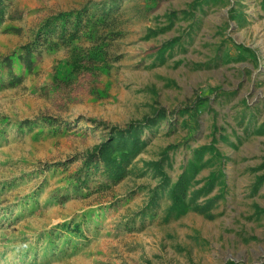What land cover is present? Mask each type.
<instances>
[{
    "label": "rangeland",
    "instance_id": "rangeland-1",
    "mask_svg": "<svg viewBox=\"0 0 264 264\" xmlns=\"http://www.w3.org/2000/svg\"><path fill=\"white\" fill-rule=\"evenodd\" d=\"M110 1L15 0L7 23L0 27V57L26 44L48 18ZM117 1L125 22V35L112 50L113 56H120L117 63L102 72L74 75L70 83L66 79L71 51L45 49L23 85L0 89V264H264V215H256L257 206L264 209V185L254 190L257 179L264 176V135H245V125L239 121L246 101L255 109L258 125H264L260 0H238L247 20L243 25L230 18V7H206L194 41L158 65L156 55L162 46L184 34L190 23L181 19L156 37L151 31L168 24V13L182 12L196 0ZM225 40L233 56L238 54L233 43L254 50L257 63L216 61ZM223 92L235 95L221 97ZM188 107L196 115H178ZM153 108L175 118L161 124L158 137L146 133L151 143L133 164V174L108 193L53 201L67 195L69 175L83 162L79 158L101 143L109 127L126 128ZM44 117L70 129L51 133L44 123L23 132L17 127ZM92 121L104 125L99 128ZM215 126L241 139L232 135L229 142L217 144L229 158L223 170L227 186L198 203L215 198L213 218L191 211L166 221L169 202L163 201L158 216L143 221L150 193L159 183L147 163L159 161L165 149L178 145L170 152L174 161L167 169L176 182L192 158L191 151L220 136ZM64 163H71L69 172L61 167ZM213 170L205 169L196 177V190ZM91 212L100 217L89 225L92 231L87 237L69 243L63 239L57 246L38 240Z\"/></svg>",
    "mask_w": 264,
    "mask_h": 264
},
{
    "label": "trees",
    "instance_id": "trees-1",
    "mask_svg": "<svg viewBox=\"0 0 264 264\" xmlns=\"http://www.w3.org/2000/svg\"><path fill=\"white\" fill-rule=\"evenodd\" d=\"M14 2L15 0H0V27L7 23L9 11ZM213 5L230 7L229 15L233 21H237L240 25L247 22L238 0H196L182 12L168 13L165 16L168 24L156 31H151V37L172 30L176 22L181 19L190 24L184 34L162 46L156 55L155 65L164 64L167 56H174L177 49L186 50V46L194 41L195 35L200 29L201 15L207 12L206 7ZM260 7L264 13V0H260ZM124 25L120 4L117 0H111L101 5L91 4L78 11L59 13L48 18L33 33L32 38L26 44L12 54L0 57V89H16L23 85L26 77L35 72L38 59L45 49L54 51L66 48L71 51V57L67 62L70 70L68 79H66L70 83L73 82L74 75L78 76L83 72L94 74L97 71H104L112 63H117L120 60V56L112 55V50L114 44L125 35ZM5 31H10V28ZM15 31L19 33L18 30ZM228 42L225 40L219 47L216 61L232 63L252 60L257 63L258 57L254 50L233 43L238 52L233 56ZM17 68L20 69L19 72ZM219 91L217 90V92ZM232 95L235 93L223 92L221 97L230 98ZM243 103L244 109L239 121L245 125V135H264V125H258L255 109L248 106L246 101ZM193 111H195L193 107L184 108L178 112V115H196ZM173 118H175V114L172 116L162 108H153L150 115L145 116L141 121L129 124L126 128L107 127L108 131L102 137L101 143L79 158L83 159V162L77 171L69 175L66 186L67 195L55 197L53 201L65 203L72 195L91 198L97 194L101 195L112 191L133 174V164L149 147L151 140L144 137L146 133L158 137L161 124L164 121L171 123ZM92 122L96 123L99 128L104 125L96 121ZM40 123L50 127L51 133H62L70 129V126L53 117H44L36 123L20 122L17 127L19 131L23 132L25 128L33 129ZM62 125H65V128ZM171 128L173 129V126H170ZM225 132L215 126V134L220 133V136L218 138L215 136L212 143L191 151L192 158L183 166L184 171L176 182H173L168 176L167 169L172 168L174 161L170 152L178 149V145H171L165 149L159 161L147 163L159 183L150 193L149 201L143 212V221L155 219L160 213L159 208L163 201L169 202V207L164 211L166 221H169L173 216L183 217L191 211L213 218L211 210L214 209L217 200L209 198L205 204L198 203L201 197H209L216 188L219 187L221 190L227 186V178L223 170L229 158L221 152L217 144L229 142L232 135L237 139L241 138L235 132L232 134ZM188 145L186 144L187 147H189ZM207 155H210L208 159ZM69 164L64 163L61 167L69 172ZM205 169L214 170L204 180L203 187L196 190L195 179ZM263 185L264 176L257 179L254 186L255 192H258ZM118 203L115 202L114 206H117ZM256 215L263 216L264 209L257 206ZM99 217L100 214H95V212L85 213L80 220L60 225L50 232L42 234L38 240L47 241L49 245L57 246L63 239H65V243L67 241L69 243L78 237H87L88 233L92 231L89 225L95 223ZM229 264L236 263L230 262Z\"/></svg>",
    "mask_w": 264,
    "mask_h": 264
}]
</instances>
